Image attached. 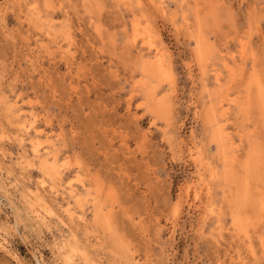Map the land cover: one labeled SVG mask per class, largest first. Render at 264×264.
I'll return each mask as SVG.
<instances>
[{
    "label": "rangeland",
    "instance_id": "rangeland-1",
    "mask_svg": "<svg viewBox=\"0 0 264 264\" xmlns=\"http://www.w3.org/2000/svg\"><path fill=\"white\" fill-rule=\"evenodd\" d=\"M254 78L264 0H0V264H264Z\"/></svg>",
    "mask_w": 264,
    "mask_h": 264
},
{
    "label": "bare ground",
    "instance_id": "bare-ground-1",
    "mask_svg": "<svg viewBox=\"0 0 264 264\" xmlns=\"http://www.w3.org/2000/svg\"><path fill=\"white\" fill-rule=\"evenodd\" d=\"M154 2H155V1H154ZM22 7H23V6H22ZM142 16H143V14H142ZM139 18H140V17H139ZM143 18H144V17H143ZM139 20H140V19H139ZM147 23H148V22H147ZM140 24H141V23H140ZM146 26H147V25H146ZM150 29H151V28H150ZM149 33H150V32H149ZM156 54H157V53H156ZM239 56H240V55H239ZM163 57H164V55H163ZM164 59H165V58H164ZM164 59H163L161 56H160V57H156V61H155V62L152 61L154 64H153V65L151 64V67H155V68H157V69H158L157 71H159L160 74H162V73H164V72L167 73V71H165V63H164ZM152 62H151V63H152ZM145 68H146V66H145ZM145 68H144V69H145ZM151 69H152V68H151ZM154 70H155V69H154ZM229 70H230V69H229ZM253 70H254V69H253ZM234 71H235V70H234ZM154 72H155V71H154ZM154 72H151V71H150V74H151V73H154ZM155 73H156V72H155ZM166 73H165V74H166ZM231 73H232V72H231ZM145 74H146V73H145ZM148 74H149V73H148ZM156 74H157V73H156ZM156 74H155L154 76H156ZM216 75H217V74H216ZM255 75H257V74H255ZM154 76H153V77H154ZM158 76H161V75L158 74ZM170 76H172V75L170 74ZM170 76L168 75V77H170ZM161 77H162V76H161ZM216 77H217V76H216ZM257 77H258V76H257ZM171 78H172V77H171ZM218 78H219V77H218ZM251 78H252V77H251ZM216 79H217V78H216ZM260 79H261V78H260ZM158 80H159V77H158ZM158 80H157V81H158ZM162 80H163V79H162ZM216 81H217V80H216ZM160 82H161V80H160ZM218 83H219V81H218ZM263 83H264V82H263ZM161 84H163V83L161 82ZM156 85H158V84H156ZM156 85H155V86H156ZM150 86H151V85H150ZM155 86H154V87H155ZM151 87H153V86H151ZM247 87H248V89H251V88H253V87H256L257 90H258V93H259L260 95H262V97H263V99H264V85H263L260 81H257L256 78H254L253 80H251L250 82H248V86H247ZM156 88H158V87H156ZM254 92H255V90H254ZM255 94H256V93H255ZM259 94H258V95H259ZM247 95H248V94H247ZM250 96H251V94H250ZM251 98H252V97H251ZM255 98H256V97H255ZM257 98L259 99V96H258ZM256 100H257V99H256ZM260 101H261V100H260ZM165 103H166V102H165ZM255 103H256V101H255ZM158 104H161V103H158ZM158 104H157V105H158ZM260 104H261V103H260ZM162 105H163V104H162ZM159 106H160V105H159ZM153 107H154V105H153ZM157 107H158V106H157ZM159 108H161V107H159ZM163 108H164V107H163ZM163 108H162V110H164ZM158 110H159V109H157V116H159L158 114H161V113L163 114V112L160 113ZM162 110H161V111H162ZM152 111H153V110H152ZM158 112H159V113H158ZM152 113H154V111H153ZM209 113H210V112H209ZM163 115H165V113H164ZM211 116H212V114H211ZM260 123H261V122H260ZM219 128H220V127H219ZM22 131H23V130H22ZM262 132H263V130H262ZM260 133H261V131H260ZM225 134H226V133H225ZM218 135H219V134H218ZM226 135H227V134H226ZM261 135H262V133H261ZM224 136H225V135H224ZM214 137H215V136H214ZM262 137H263V135H262ZM216 138H218L217 135H216ZM216 140H217V139H216ZM224 141H225V139H224ZM226 141H227V140H226ZM215 142H216V141H215ZM263 142H264V141H263ZM243 145H244V144H243ZM262 146H263V145H262ZM262 146H261V147H262ZM34 150H35V149H34ZM38 151H39V150H38ZM38 151H37V152H38ZM226 151H227V150H226ZM35 152H36V150H35ZM249 154H250V153H249ZM249 154H248V156H249ZM224 155H225V154H224ZM54 156H55V155H54ZM225 156H226V155H225ZM37 157H38V156H37ZM248 158H249V157H248ZM54 159H55V158H54ZM246 159H247V158H246ZM233 163H234V162H233V160H232V164H233ZM246 163H247V162H246ZM246 163H245V164H246ZM249 164H250V162L247 163V165H249ZM46 165H47V164H46ZM46 165H45V166H46ZM229 165H230V164H229ZM242 165H244V164H242ZM247 165H246V166H247ZM244 166H245V165H244ZM51 167H52V166H51ZM228 167H229V166H228ZM231 167H232V166H231ZM248 168L250 169V166H249ZM231 169H232V168H231ZM249 169H248V171H250ZM49 170H50V169H49ZM52 171H53V170H52ZM243 172H244V171H243ZM51 173H52V172H51ZM51 176H52V175H51ZM247 183H248V182H247ZM244 188H245V187H244ZM243 190H245V189H243ZM243 193H244V192H243ZM247 194H248V193H247ZM245 195H246V194H245ZM246 196H247V195H246ZM100 214H101V213H100ZM98 215H99L98 212H96V217H95L96 219L98 218ZM101 216H102V214H101ZM101 218H102V217H101ZM98 219H99V218H98ZM99 220H100V219H99ZM102 220H104V219L102 218ZM102 220H101V221H102ZM106 223H107V221H106ZM109 228H110V227H109ZM106 231H107V229H106ZM109 233H110V232H109Z\"/></svg>",
    "mask_w": 264,
    "mask_h": 264
}]
</instances>
